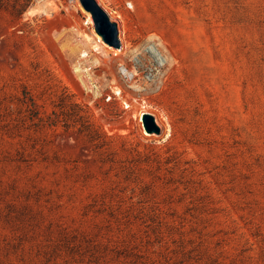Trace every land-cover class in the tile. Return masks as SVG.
Returning a JSON list of instances; mask_svg holds the SVG:
<instances>
[{
    "label": "rangeland",
    "instance_id": "1",
    "mask_svg": "<svg viewBox=\"0 0 264 264\" xmlns=\"http://www.w3.org/2000/svg\"><path fill=\"white\" fill-rule=\"evenodd\" d=\"M96 1L0 0V264H264V0Z\"/></svg>",
    "mask_w": 264,
    "mask_h": 264
},
{
    "label": "water",
    "instance_id": "2",
    "mask_svg": "<svg viewBox=\"0 0 264 264\" xmlns=\"http://www.w3.org/2000/svg\"><path fill=\"white\" fill-rule=\"evenodd\" d=\"M83 5L92 12L94 17V21L96 24V29L100 32H103L102 24L104 22L107 23V32L113 38V41L120 46V39H119V30L116 23H111L107 21L109 19L108 13L97 3L96 0H81ZM143 122L144 126L149 131H159V126L156 124L155 117L150 112H145L143 114Z\"/></svg>",
    "mask_w": 264,
    "mask_h": 264
},
{
    "label": "bare ground",
    "instance_id": "3",
    "mask_svg": "<svg viewBox=\"0 0 264 264\" xmlns=\"http://www.w3.org/2000/svg\"><path fill=\"white\" fill-rule=\"evenodd\" d=\"M103 2V1H102ZM198 49V48H197ZM196 48L192 51L193 53V57H192V63H191V68L187 67V71H195L197 72L199 69V57H198V50ZM185 60H188V58L186 57ZM166 67V66H165ZM192 74V73H191ZM196 78V77H195ZM198 78V77H197ZM169 80V79H168ZM167 79H165V81H163L162 87H164L167 84ZM198 86V85H197ZM119 91V90H118ZM121 91V90H120ZM157 120V119H156ZM159 122V120H158Z\"/></svg>",
    "mask_w": 264,
    "mask_h": 264
}]
</instances>
